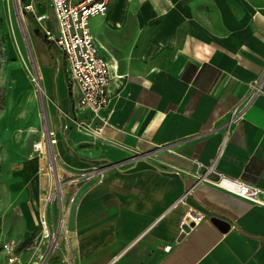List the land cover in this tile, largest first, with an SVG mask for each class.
<instances>
[{
	"label": "crops",
	"instance_id": "1",
	"mask_svg": "<svg viewBox=\"0 0 264 264\" xmlns=\"http://www.w3.org/2000/svg\"><path fill=\"white\" fill-rule=\"evenodd\" d=\"M48 26L55 28L53 19ZM90 30L110 69L102 111L110 125L100 137L76 129L65 114L91 116L77 107L67 79V95L43 90L62 167L105 170L102 179L67 186L66 200L77 190L69 240L48 264H66L69 254L75 264H264V207L195 185L194 177L197 163L215 162L229 178L264 189V87L231 120L264 70V0H111ZM36 34L45 39L38 27ZM39 37L33 42L46 84L45 70L53 72L56 58L65 63ZM42 160L12 167V206L26 235L37 228L49 184ZM193 210L205 218L182 227Z\"/></svg>",
	"mask_w": 264,
	"mask_h": 264
},
{
	"label": "built area",
	"instance_id": "2",
	"mask_svg": "<svg viewBox=\"0 0 264 264\" xmlns=\"http://www.w3.org/2000/svg\"><path fill=\"white\" fill-rule=\"evenodd\" d=\"M111 0H16L18 13L23 18L24 14L30 15L37 24L38 31L46 41L53 45L62 55L65 63V73L68 88L76 97V105L79 109L90 113V120H77L69 115L65 116L72 121L76 129L81 132L91 133L100 137L102 129L110 125L109 119L102 115V111L110 101V69L100 54L90 30V20L98 15H104L108 11ZM44 4L46 11L37 12L36 5ZM54 20L55 28L48 26V22ZM264 70L262 75L251 84V93L245 107H236L231 115V120H238L251 101L263 91ZM41 90V87L39 85ZM42 91V90H41ZM47 137L53 139V146L57 144L54 135L47 130ZM49 144V143H48ZM45 140L35 145L34 151L41 159H46L49 184L45 196L42 199V207L39 212V221L36 229H40L42 239L33 240L27 250L37 251L40 242L46 243L45 251L40 255L37 264H48L49 259L60 249V239L64 235L69 240L67 215L76 204V193H70L66 200L65 190L67 186L80 187L82 184L102 179L105 169L98 167L78 172H70L67 169L57 167L58 153L54 151L55 169L47 152ZM195 185L207 183L220 188L253 205L264 207V189L248 184L241 179L229 178L219 171L215 162L209 165L197 163L194 172ZM194 187L189 188L178 203H184L193 193ZM205 215L199 211H189L182 221V227L191 229L203 221ZM8 252L13 248L7 247ZM17 260L11 258L10 262ZM66 264H75L71 254L65 259Z\"/></svg>",
	"mask_w": 264,
	"mask_h": 264
},
{
	"label": "rangeland",
	"instance_id": "3",
	"mask_svg": "<svg viewBox=\"0 0 264 264\" xmlns=\"http://www.w3.org/2000/svg\"><path fill=\"white\" fill-rule=\"evenodd\" d=\"M22 20L26 33L16 9V0H0V264H37L45 251L44 241L40 242L39 250H27L29 244L35 239L41 240L42 235L39 228L26 235L25 222L17 208L12 206V167L32 156L39 157L34 151L37 143L45 140L50 144L53 141L46 136V123L54 140H59L60 136L50 123L48 106L51 102L43 88L55 97L68 94L65 66L61 58L55 59L53 72L51 68L45 70L49 81L46 84L42 81L41 84L40 54L33 42L34 36L39 37L36 34L37 24L28 14H24ZM37 76L42 91L36 82ZM53 147L57 152V144ZM42 161L43 172L48 174L46 159ZM60 166L63 164L58 156L59 173L62 172ZM60 244L61 248H66L64 235ZM7 247L13 248L11 252L7 251ZM58 254L56 251L49 263ZM14 257L17 260L10 262Z\"/></svg>",
	"mask_w": 264,
	"mask_h": 264
},
{
	"label": "bare ground",
	"instance_id": "4",
	"mask_svg": "<svg viewBox=\"0 0 264 264\" xmlns=\"http://www.w3.org/2000/svg\"><path fill=\"white\" fill-rule=\"evenodd\" d=\"M24 33H26V31H24ZM38 87V86H37ZM42 90V89H41ZM42 93V92H41ZM46 125V136H47V129H48V126H47V123L45 124ZM57 142V141H56ZM53 145V142H50V144H47L46 148H47V152L48 154L50 155V159L52 161L53 164H50V167L55 169L56 165L54 164L55 163V159H54V151H55V148L52 147Z\"/></svg>",
	"mask_w": 264,
	"mask_h": 264
},
{
	"label": "water",
	"instance_id": "5",
	"mask_svg": "<svg viewBox=\"0 0 264 264\" xmlns=\"http://www.w3.org/2000/svg\"><path fill=\"white\" fill-rule=\"evenodd\" d=\"M16 9H17V11H18V7H16ZM19 18H20V22H21V25H22V27H23V31H24V23H23V20H22V17L19 15ZM39 76H37L36 77V82H37V84L39 85ZM45 115V114H44ZM45 121H46V119H45ZM47 122V121H46ZM213 221L214 222H216V223H218V224H221L224 228H228L229 227V225H228V223H225L224 221H222L221 219H218V218H214L213 219Z\"/></svg>",
	"mask_w": 264,
	"mask_h": 264
},
{
	"label": "trees",
	"instance_id": "6",
	"mask_svg": "<svg viewBox=\"0 0 264 264\" xmlns=\"http://www.w3.org/2000/svg\"><path fill=\"white\" fill-rule=\"evenodd\" d=\"M37 34H39V33L37 32ZM43 40H44V42L47 44L49 50H51V46L48 44V42L46 41V39H43Z\"/></svg>",
	"mask_w": 264,
	"mask_h": 264
}]
</instances>
